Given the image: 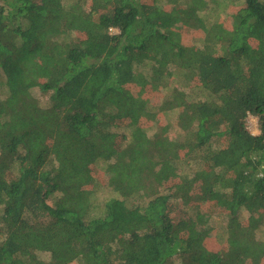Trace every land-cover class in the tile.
Returning <instances> with one entry per match:
<instances>
[{"label":"trees","instance_id":"1","mask_svg":"<svg viewBox=\"0 0 264 264\" xmlns=\"http://www.w3.org/2000/svg\"><path fill=\"white\" fill-rule=\"evenodd\" d=\"M0 75V264H264V0H0Z\"/></svg>","mask_w":264,"mask_h":264},{"label":"rangeland","instance_id":"2","mask_svg":"<svg viewBox=\"0 0 264 264\" xmlns=\"http://www.w3.org/2000/svg\"><path fill=\"white\" fill-rule=\"evenodd\" d=\"M73 0H66V2H71ZM232 8H235L234 6L231 5ZM212 8H214V12H211L212 11ZM238 8H239V5H238ZM205 11H203L201 14H206V20L208 21H221V20H224L222 21V24L225 25V26H229V27H232L233 26V14H234V10L236 9H232L230 10L229 7L226 9H223L222 7H213V5H208L207 8L204 9ZM229 12V13H228ZM213 13V14H212ZM227 13V14H226ZM217 14V15H216ZM209 15V16H208ZM229 16V17H228ZM186 35H189L191 37L190 41L188 40V42L190 43L192 40L193 41H197V44L199 45L198 43V39H199V36L201 35L198 31V29H190L188 32L185 33ZM196 39V40H194ZM3 75H0V77H2ZM3 78L0 79V81H2ZM170 87H173L171 85H169ZM182 88V87H181ZM179 88V89H181ZM182 90H184L185 92L187 93H190L191 91V88H182ZM163 92L168 95L169 92L167 90H163ZM33 93L34 95L40 99L41 101H45L47 98L41 94L40 90L38 88H35L33 90ZM6 95V93L4 92V90L2 89L1 90V87H0V97L3 98L4 96ZM201 93L200 91H192L191 92V97H194V98H201ZM176 115V114H175ZM159 121H161L159 119ZM170 122H171V128H170V131H169V134H170V137L171 138H174V139H179L181 136H179L180 134L183 133L182 131V128H180L179 124H178V120L176 118V116H173V117H170ZM247 124H248V127L250 128V130L253 132V133H258L259 131V122H258V117L256 116H253L252 115H249L248 118H247ZM195 169V168H194ZM182 172L186 173V174H192L194 172L193 168L190 167H183V169H181ZM100 174V173H99ZM101 175V174H100ZM99 177L101 178L102 175ZM104 193L103 197L107 195V192L106 191H102ZM248 211L247 210H243L242 211V216L243 217H247L248 216ZM227 221V218L222 215V214H215L212 216L211 218V222L212 224L215 226V228H222V226L224 225V223ZM220 232V231H219ZM258 234H260L262 238H264V228L260 229L258 231ZM217 247V246H215ZM43 254V253H42ZM43 258L45 260H48V255L46 254H43ZM75 264V263H74Z\"/></svg>","mask_w":264,"mask_h":264}]
</instances>
